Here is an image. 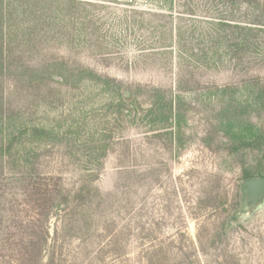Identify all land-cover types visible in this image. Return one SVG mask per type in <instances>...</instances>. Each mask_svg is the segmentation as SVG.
<instances>
[{
	"label": "trees",
	"instance_id": "1",
	"mask_svg": "<svg viewBox=\"0 0 264 264\" xmlns=\"http://www.w3.org/2000/svg\"><path fill=\"white\" fill-rule=\"evenodd\" d=\"M159 1L165 7L153 16L167 23L159 30L158 50L170 49V54L177 51L181 62L185 60L205 69L226 64L241 69L247 61H264V0H181L185 3L176 16L172 13L174 0ZM105 6L108 5L93 0H0V229L10 222L12 225L3 230L10 232L14 225L13 229L18 231L0 237L1 264H7L6 258L10 259L8 264H40L47 252L46 263L54 264L57 251L67 241L93 239L96 234L106 243L99 253L117 260H128L130 254L131 223L127 216L135 204L128 199L132 193L99 192L93 182L99 179L100 168L86 173L87 179L71 189L55 176L47 177L46 183L34 180L29 170L31 152L24 153L27 145L46 142L63 147L69 158L81 154L87 164H99L109 153L108 147L102 145L107 138V126L92 119L81 136L71 132V126L58 130L21 124L11 101L20 84L43 88L56 81L69 89L99 91L105 97L102 104L106 124H114L120 131L126 125L141 133L153 132V138L166 139L171 149L180 148L186 140V125L198 110V101L187 103L184 95L195 93L194 86L200 84L193 83V78H187L184 72L181 71L175 89L131 85L79 62L41 55L44 38L64 34L73 40L76 32L84 47L96 53L100 48L103 52L97 22L90 13ZM80 21L84 29L78 31L76 23ZM186 68L181 67L183 71ZM240 86H208L213 95L199 105V113L208 126L203 143L211 147L220 134L227 142L229 155L238 157L245 151H259L263 152L264 162V130L254 129L256 120L264 115V81L245 83L248 96L244 101L237 97ZM244 125L253 127L249 137L240 135ZM124 174V180L130 183L134 172L126 170ZM258 174L264 177L262 171ZM254 178L245 174L242 181ZM238 189L235 209L223 223V230L213 235L214 242L223 243L235 218L245 213L243 184ZM241 194L245 205L242 213L237 211L242 203ZM219 199L218 193L210 195L207 207H223L228 196ZM51 221H55L52 235ZM141 239L151 241V235ZM198 241L201 242L200 236ZM197 252L193 246L190 254H173L159 244L139 256L144 264H199Z\"/></svg>",
	"mask_w": 264,
	"mask_h": 264
},
{
	"label": "rangeland",
	"instance_id": "2",
	"mask_svg": "<svg viewBox=\"0 0 264 264\" xmlns=\"http://www.w3.org/2000/svg\"><path fill=\"white\" fill-rule=\"evenodd\" d=\"M93 1L108 5L106 8L92 9L90 13L97 22L103 52L98 47L97 53L84 47L83 39L78 38L76 32L73 40L64 34L44 38L41 55L49 54L79 62L101 75L126 84L165 89H175L182 71L187 78H193V83L200 84L194 86L195 93L184 95L187 103L198 101V110L186 125L187 135L183 146L171 149L166 139L160 141L153 138V132L141 133L126 125L120 131L114 124H106V110H103L102 104L105 97L99 91L69 89L61 87L56 81L49 82L43 88L23 83L19 85L11 101H14L13 106L21 124L58 130L71 126V132L81 136L92 119L107 126V138L102 145L108 147L109 153L99 164H87L81 154L69 158L66 150L59 145L46 142L27 145L24 153L31 152L29 170L34 180L46 183L47 177L55 176L71 189L87 179L86 173L100 168L99 179L93 182L95 188L102 194L115 191L132 193L128 199L135 203L127 216L131 223L128 260H117L111 255L99 253L106 243L96 234L93 239L67 241L62 250L57 251L54 264H144L139 253L159 244L173 254L181 251L190 254L195 246L199 264H264V207L252 218L237 216L227 230L223 243L212 241L215 232L223 230V223L235 209L234 199L245 174L255 176L254 179L264 178L258 174L260 171L264 174L263 152L245 151L233 157L228 154L227 142L220 134L219 139L207 147L203 138L208 126L204 115L199 113L200 103L213 95V89L208 86L240 84L237 97L246 100L248 92L244 84L264 81V61H247L241 69L233 68L230 64L205 69L185 60L181 62L177 51L170 54V49H157L159 30L167 20H159L153 14L163 11V2ZM184 3L181 0L173 1L174 16L183 9ZM76 29H84L81 21L76 23ZM182 66L188 69L183 71ZM256 123L255 130H264V115ZM252 128L251 125H244L240 135L249 137ZM21 155H17L19 161ZM126 170L134 172L130 183L124 180ZM216 193L219 200L226 195L228 200L223 207L210 209L207 198ZM242 199L241 194L239 201ZM242 203L237 208L238 212L243 211ZM107 213L112 215L111 209ZM115 220L123 225L119 218ZM54 222L49 224L51 235ZM10 225V222H6L4 228ZM13 227L10 232L1 228L0 237L17 233ZM147 235H151V241L140 240V237ZM199 236L201 242L198 241ZM47 257L48 252L43 254L40 264H47ZM9 260L6 258L7 264Z\"/></svg>",
	"mask_w": 264,
	"mask_h": 264
},
{
	"label": "water",
	"instance_id": "3",
	"mask_svg": "<svg viewBox=\"0 0 264 264\" xmlns=\"http://www.w3.org/2000/svg\"><path fill=\"white\" fill-rule=\"evenodd\" d=\"M246 193L245 213L241 217L252 218L264 207V178L250 179L243 182Z\"/></svg>",
	"mask_w": 264,
	"mask_h": 264
},
{
	"label": "flooded vegetation",
	"instance_id": "4",
	"mask_svg": "<svg viewBox=\"0 0 264 264\" xmlns=\"http://www.w3.org/2000/svg\"><path fill=\"white\" fill-rule=\"evenodd\" d=\"M245 208L244 202H243V209ZM245 211V210H244Z\"/></svg>",
	"mask_w": 264,
	"mask_h": 264
}]
</instances>
